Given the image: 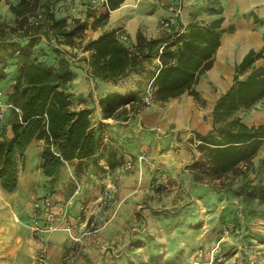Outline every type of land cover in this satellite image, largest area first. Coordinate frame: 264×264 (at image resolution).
I'll use <instances>...</instances> for the list:
<instances>
[{"label": "crops", "instance_id": "crops-1", "mask_svg": "<svg viewBox=\"0 0 264 264\" xmlns=\"http://www.w3.org/2000/svg\"><path fill=\"white\" fill-rule=\"evenodd\" d=\"M77 1L82 7L85 5V0ZM96 9L92 15L93 24L107 10V6L99 5ZM221 17L224 31L214 65L196 85L200 97L187 91L168 100L157 98L153 80L162 62L156 57L144 70L133 71L121 79L93 77L99 89L98 103H89V106L95 107L94 122H104L103 129L98 130L103 138L95 155L67 161L57 174L50 176L43 172L41 166L44 140L35 138L30 143L18 188L9 192L0 181V264H35L37 253L39 255L42 248H45V264H55L63 257L73 256L81 242L87 244L86 248L75 253L73 261L81 258V252L93 261L95 259V264H128V259L134 258L132 255L135 253L131 254L128 249L133 232L146 230L147 223L154 219V212L168 206L156 194L157 190L150 187L151 181L161 175L170 180L188 176L191 181L192 173L186 166L199 160L202 153L198 148L201 141L191 138L196 137L198 131L206 134L214 128L215 107L220 97L234 84L238 64L251 50H264V0H124L119 7L110 11L107 23L96 27L92 24L89 39L118 29L122 39L136 42L140 31L148 37H155L165 30H171L174 25L180 28L182 24L181 29L185 31L192 21L199 20L207 25ZM165 18H174L172 26L162 24ZM83 53L89 57L91 51ZM263 65L264 55L256 59L241 74V78H246L255 68ZM75 68L78 76L72 90L79 95H88L92 89L91 83H95L88 79L83 67ZM150 87L154 88V101L146 104L143 98ZM110 91H138L139 97L133 108L128 103L118 109L116 116L104 118L100 98ZM141 99L143 104L140 103ZM8 111L5 118L7 125ZM6 134H13L11 125L7 126ZM34 143L39 148V160L35 168H30L29 149ZM132 159L134 168L125 170V162ZM73 179L78 185L73 184ZM45 182L49 184V193L54 197L57 221H63V226L57 229L49 227L51 223L46 221L43 210L37 213L36 203L42 198L38 197ZM105 184L110 191L116 185L118 196L106 209L101 210V206L93 202L100 199ZM22 192L25 194L23 198L20 197ZM83 211L90 217H99L97 231L83 226L72 230L64 227L79 223ZM144 220L145 227L139 230L137 225ZM36 221L42 225V230L34 229ZM70 245L74 250L69 253ZM103 260L108 262L104 263Z\"/></svg>", "mask_w": 264, "mask_h": 264}, {"label": "trees", "instance_id": "trees-1", "mask_svg": "<svg viewBox=\"0 0 264 264\" xmlns=\"http://www.w3.org/2000/svg\"><path fill=\"white\" fill-rule=\"evenodd\" d=\"M3 1H9L15 15V23L6 22L0 11V91L8 104L4 118H0V181L9 192L18 188L27 149L35 138L45 142L41 166L50 176L57 174L67 161L88 158L98 152L103 138L98 130L103 129L104 122L93 120L95 107L86 101L92 92L83 95L84 106L75 107V98L82 95L72 90L78 76L76 66L87 68L94 78L117 80L144 70L159 57L162 65L153 80L157 98L168 100L187 91L200 97L196 85L213 67L224 31L223 17L207 25L192 21L185 31L182 24L180 28L174 25L155 37L140 31L136 42L122 39L118 29H113L89 39L82 50L91 51L90 56L77 59L72 48L89 23L78 17L72 22L65 10V0H0V3ZM122 2L109 0V7L97 17L93 27L107 23L110 11ZM263 55L264 50L253 49L238 64L234 84L215 107L214 128L206 134L198 131L191 138L201 141L198 148L202 152L191 167L194 180L210 181L216 191H222L219 185L224 175L242 162L253 163L264 145V122L250 124L234 116L236 111L251 108L264 98V65L241 78ZM138 97V91L108 92L100 98L103 117L116 116L118 109L128 103L133 108ZM7 110L11 136L6 134ZM246 183L264 202V182ZM227 190L236 189L229 186Z\"/></svg>", "mask_w": 264, "mask_h": 264}, {"label": "rangeland", "instance_id": "rangeland-1", "mask_svg": "<svg viewBox=\"0 0 264 264\" xmlns=\"http://www.w3.org/2000/svg\"><path fill=\"white\" fill-rule=\"evenodd\" d=\"M67 1L68 3L65 0V10H67L70 20L73 22L74 18L78 17L89 23L90 29L76 38V46L72 48L76 56L81 54V57H77L80 59L85 56L82 46L90 38L93 24L92 15L97 9L92 6V1L89 0L84 1L83 7L78 4L77 0ZM0 11L3 20L15 23V15L10 9L9 1L0 3ZM81 65L84 66L83 63ZM84 70L88 79L95 83L89 70L87 68ZM91 85L93 95L89 96L90 98L88 97L86 101L96 105L99 89L96 83L94 85L91 83ZM84 96L75 98V107L86 103V101H82ZM142 102L141 99L140 103L143 104ZM235 116L242 117L250 124L263 123L264 99L253 108L239 110ZM133 158L136 159L135 156ZM38 160L39 148L34 143L29 149V167L35 168ZM193 162L186 166L191 173ZM246 181H249L250 184L264 182V145L255 156L253 163L242 162L224 175L223 183L219 185L222 191H216L214 183L210 181L196 182L193 174L191 181L188 176L172 180L162 175L154 177L150 187L157 190L156 194H159L161 201L168 206L162 211L154 212V219L151 223H147V227L144 226L145 220L137 225L138 228L140 227L139 230L144 227L146 230L133 232L128 249L131 254H135L132 255L133 259H128V264H264V202L251 192L252 186L247 185ZM73 182L78 185L76 179H73ZM48 186V183H42L39 199L51 195ZM106 186L107 184H105ZM229 186L235 188V192L228 191L227 187ZM43 187H45L44 191ZM108 188L110 187H106L105 190L107 191ZM105 190L100 199L93 202L99 204L101 210L106 209L118 196V191L109 196ZM23 194V192L20 194L21 198L25 196ZM145 201L148 202V200ZM172 205L176 206L171 207ZM83 212L85 213V211ZM84 213L83 216H79V223L72 224H75V228L83 226L90 230L93 229L94 232L97 231L100 223L99 217H90L89 214L85 213L84 215ZM227 220L230 221L227 222ZM154 222H156L155 225ZM86 235L92 236L91 234ZM86 245L81 242L78 251H82ZM69 250V253L74 250L72 245ZM101 250L103 253V246ZM95 254L99 255V253ZM38 256L37 253L35 264H39ZM73 256L63 257L55 264H73L75 262L76 264L79 262L80 264H95L96 262L95 259L93 261L83 255V252L80 253L81 258L75 261H73L74 258L72 259ZM103 261L104 263L108 262V260Z\"/></svg>", "mask_w": 264, "mask_h": 264}, {"label": "built area", "instance_id": "built-area-1", "mask_svg": "<svg viewBox=\"0 0 264 264\" xmlns=\"http://www.w3.org/2000/svg\"><path fill=\"white\" fill-rule=\"evenodd\" d=\"M92 4L95 5H103V6H107L109 7V0H91ZM180 11V8H178V11ZM174 18H165L162 20V24L166 27H170L172 26V24L174 23L173 20ZM3 94V91H0V118H4L5 116V112H4V108L7 107L4 100L1 98V95ZM144 102L147 104H151L154 101V88L150 87V89H148L147 93L145 94L144 98H143ZM10 106H13L12 104H10ZM18 110H20L19 108H17ZM135 166V162L134 160H128L125 162L124 165V169L125 170H132ZM116 185H114L113 189L110 191L108 190L109 196H112L113 193L116 192ZM36 207H37V213L40 210H43L46 213V221L50 222V226L51 228H59L61 226H63V221L58 222L57 221V214L55 211V201H54V197L51 195H46L45 197H42L41 200H38L36 203ZM36 213V214H37ZM33 227L35 230H42V225L38 223V221H36L33 224ZM65 228L72 230L73 228H75V224L73 225L72 223L67 224L64 226ZM44 251L45 248H42V250H40L39 256H38V261L39 264H45L46 262V258L44 256Z\"/></svg>", "mask_w": 264, "mask_h": 264}, {"label": "bare ground", "instance_id": "bare-ground-1", "mask_svg": "<svg viewBox=\"0 0 264 264\" xmlns=\"http://www.w3.org/2000/svg\"><path fill=\"white\" fill-rule=\"evenodd\" d=\"M118 10H119V9H118ZM116 11H117V10H116ZM220 54H221V53H220ZM222 56H223V55H222ZM224 58H225V56H224ZM221 61H222V60H221ZM225 61H226V60H225ZM218 66H219V65H218ZM218 66H217V67H218ZM219 69H220V67H219Z\"/></svg>", "mask_w": 264, "mask_h": 264}]
</instances>
